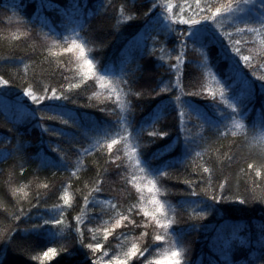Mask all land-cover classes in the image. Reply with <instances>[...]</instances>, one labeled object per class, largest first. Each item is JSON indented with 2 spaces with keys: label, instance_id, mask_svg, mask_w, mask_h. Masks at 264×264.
Wrapping results in <instances>:
<instances>
[{
  "label": "trees",
  "instance_id": "16d2710c",
  "mask_svg": "<svg viewBox=\"0 0 264 264\" xmlns=\"http://www.w3.org/2000/svg\"><path fill=\"white\" fill-rule=\"evenodd\" d=\"M171 2L173 5H183L188 14L191 12L188 6L194 7V0ZM125 4L126 10L121 15L119 10ZM150 9V0H0V77L8 80L6 86H0V233L9 227L17 229L12 233L11 242L0 235V259L5 264H90L93 254L75 239V217L78 215L84 218L81 228L86 233L85 243L93 242L92 233L87 229L99 228L101 231L96 235L103 244L102 251L108 250L110 255L122 254L133 242L139 245L151 243L150 237L145 241L140 233L152 231L151 224L147 229L143 227L148 220L142 211L152 208V194L147 191L150 187L148 179L152 178L163 185L161 192L156 194L157 199L166 204L170 217H176L177 222L172 225V230L183 232L181 247L185 250L188 264H225L219 252L220 238L231 236L234 229L239 239L233 243L232 264H248L253 252L259 256L256 239L259 237V226L264 224V203L256 199L241 204L236 198L237 195L240 198L253 194L259 196L264 192V156L260 155L264 147V140L261 139L264 128L260 127L264 113V89L260 88V84L264 82L257 79L264 75V60L258 54L259 38L253 35L243 37L255 41L245 47L253 49L252 64L256 71L253 74V68L245 67L241 61L240 79L243 82L239 84L229 78L231 69H225L228 62L222 57L220 43H210L208 47L199 49V45L194 48L189 42L184 63L180 66L184 91L198 92L200 95L182 97L194 109H186L189 115L185 123L195 141L190 146L191 155L186 157L185 133L180 131L178 111L175 107L165 109L160 104L178 94L175 89L160 92V88L164 86L161 81H175L170 65L176 64L179 41L175 34L165 35L160 30L156 24V10ZM173 10L178 11L177 8ZM145 13L148 15L145 16ZM129 14L135 19L128 21ZM17 20L22 23L17 24ZM176 27L183 30L188 26ZM73 29L80 32L82 37L88 36L94 40L87 45L85 53L97 67L107 69L116 80L126 72L128 75L124 78L134 81L131 95L125 97L124 92L120 93L123 115L131 121L128 131L133 135L129 139V146L123 142L114 145L113 155L120 156L115 163L111 161L106 147L97 146L100 137L95 130L113 128L117 116L121 114V107L115 103V95L109 100L107 93L93 80H83V61L78 51H64L63 37L72 38ZM214 31H217V40L227 45V34L234 32V29L225 27ZM238 38L234 36V39ZM161 47L168 51L164 60L159 58ZM153 48L156 50L154 53ZM251 83H255L256 87L254 94L249 96L247 85ZM76 84L80 87L69 89L70 85ZM28 86L38 94L48 89L49 95L51 89L56 88L58 92H65L70 99L55 102L45 100L37 106L23 95ZM221 86H224L230 102L240 103L241 114L235 115V119L246 125L247 138L243 131H237L236 136L231 135V131L235 130L232 121L224 119L222 115L230 114L231 109L221 100ZM233 89H236L235 93ZM211 93H215V100ZM235 97H239V100ZM53 103L64 104V111L71 114L75 123L70 120L69 124H62L55 112L32 115L33 109ZM41 115L54 118L40 120ZM64 118L67 119V115ZM153 123L155 130L168 132L169 135L149 137L147 132L153 130ZM214 125H219L221 134L217 133ZM141 127L146 130L137 141L135 130ZM44 128L50 131L45 132ZM60 132L63 135H59ZM177 135L180 136V143L154 159L153 154L175 141ZM130 145H137L141 161L150 162L149 171L172 163L174 166L167 169L169 177L140 173L134 160L129 159L132 155ZM90 147V155L82 154L83 149ZM195 152H201V156L195 157ZM250 163L255 171L261 173L259 177L253 169L248 168ZM118 164L121 167H117ZM202 167L212 169L210 181L209 174L202 173ZM104 169L107 174L102 177L103 191L96 194V199H111L121 214H128V209L135 206L130 218L141 225L134 230L122 225L108 237V242L103 241L102 229L111 227L115 214L105 206L106 211L101 219L100 207L93 208V204H89L87 210L97 216L96 220L89 222L84 217L83 200V196L93 187L97 174ZM73 172L76 174L73 175ZM133 174L137 177L134 183L140 185L139 192L134 183L127 182ZM185 180L194 183L190 187ZM225 181L231 189L225 193L228 199L216 203L214 210L204 215L203 219H191L192 209L196 207L193 202L213 203L206 195L192 196L193 189L197 193H201L202 189L219 193L218 185ZM43 184L49 187L45 189ZM21 187L27 196L16 191ZM65 191L72 198V206L64 211V224L44 225L40 217L47 218L53 205L63 204L60 196ZM37 194L40 195L39 201L35 199ZM21 208L28 216H22L18 221L6 219ZM173 208L176 209L175 213ZM33 224L42 227L36 232L23 231ZM49 230L70 238L50 240ZM120 233H126L127 239ZM49 247L57 250V255L51 259L42 255ZM166 250L167 245L161 244L151 250L150 256H146L153 261H164ZM34 256L39 259H33ZM131 264H141V261L133 258Z\"/></svg>",
  "mask_w": 264,
  "mask_h": 264
},
{
  "label": "snow or ice",
  "instance_id": "6c2138e0",
  "mask_svg": "<svg viewBox=\"0 0 264 264\" xmlns=\"http://www.w3.org/2000/svg\"><path fill=\"white\" fill-rule=\"evenodd\" d=\"M151 9L156 10V24L159 26L160 30L165 33V35L175 34V38L179 41L178 44V54L175 56L176 64L170 65V69L174 71L175 81H169L168 83H164L161 81L164 86L160 88V92H171L175 89L178 94H176L173 98L168 99L166 101H161L160 104L165 108L175 107L178 111L179 116V124L180 131L184 132L183 142L185 145V156H190L192 153L191 144L195 141L192 139L191 129L187 128L185 123L186 117L189 115L187 110L194 111L192 104L188 101L182 99L184 96H195L200 95L198 92H185L184 84L182 79V73L180 66L184 63V57L186 55L187 49L189 47V42L195 48L196 45H199V49H204L208 47L210 43H220L221 48L223 49L222 57L228 62L225 64V69H231L229 73V78L234 83L243 82L240 77L242 75L240 69V62L243 61L244 66L248 68H253V49L246 48L245 45L252 43L255 41H248L243 39V37L247 35H253L259 38L260 45V55L261 60H264V0H227V2H220V0H194V7L189 5L188 8L191 9L190 14H188L186 8L183 5H173L171 0H150ZM177 8L178 11H174L173 9ZM126 10V4L122 5L120 8V14ZM148 13H145L147 16ZM131 14L127 16L128 21L134 20ZM22 22L17 20V24H21ZM177 25H187L188 27L179 30ZM243 25V26H241ZM225 27L234 29V32H229L227 34L228 44L225 45L223 41L217 40V31L224 29ZM74 35L72 38L68 36L63 37L64 43V51L65 52H79V57L83 61V80H93L96 85L103 89L107 93V99L111 100L113 95H115V103L121 107V114L117 116V120L115 122V126L113 128H97L96 135L100 137L97 140V146L106 147L107 152L110 155L111 161L115 163L116 160L120 159L119 155H113V147L114 145L124 143L126 146H129V139L132 137L133 133L128 131V128L131 125V121L128 120L124 115V108L121 104L120 93L124 92L125 97H128L132 94V88L134 86V81H130L125 79L124 76H127L128 73L123 72V74L119 77L118 80L114 79L112 74L107 69H101L97 67L94 63L93 59L89 58L85 49L88 44L93 43L94 40L88 36H81L80 32H77L75 29L72 30ZM83 31V28H81ZM234 36L240 37L238 39H234ZM14 39H19L17 36H13ZM152 38L153 37H148ZM70 41V42H69ZM54 43H59V41H54ZM199 49H196L197 51ZM229 49L231 50L229 52ZM155 48H153V53L155 52ZM175 51V49H174ZM161 56L159 57L161 60H164L165 56L168 55V51L161 47L160 48ZM247 52L248 54H245ZM264 66V65H262ZM27 67V66H25ZM256 69L253 68V74H255ZM259 81L264 82V75H260L257 77ZM8 84V80L0 77V86H6ZM231 87V84L228 85ZM72 87H80L79 84L70 85L69 89ZM248 87V95L251 96L254 94V89L256 87L255 83H251L247 85ZM127 88L128 91H124ZM260 88L264 89V83L260 84ZM236 89H233L235 93ZM159 95V93H157ZM23 95L31 100V102L37 106L43 104L45 100L55 102V101H69L70 97L65 94V92H58L56 88L51 89V94H48V89L44 90L43 94H38L33 87L28 86L24 89ZM95 95V94H94ZM136 95H141L140 93H136ZM213 100H215V93H211ZM220 97L222 102L227 104V107L231 109L230 114H222L224 119H228L232 121L234 126V131H231L232 136L237 135V131L245 132V137L247 138V129L246 125L242 122L235 119V115H240V103H232L230 102L225 94L224 86H221L220 89ZM239 100V97H235ZM73 103L75 101H72ZM64 104H48L43 108L37 107L33 109L32 115L35 116L37 112H55L59 116L60 122L62 124H69V121L73 120L70 113H66L64 111ZM102 111L104 109H101ZM67 115V119L64 117ZM40 120L44 119H53V116H44L41 115ZM216 127L217 133H220L219 125H214ZM153 130L148 131L147 134L149 137L153 138H161L169 135L168 132H161L155 130L153 123ZM260 127L264 128V113H262ZM45 132L50 131L48 128L43 129ZM146 129L141 127L138 130H135V136L137 141L140 136ZM55 131V130H52ZM123 133V134H122ZM59 135H63V132L58 133ZM203 139V137H201ZM264 140V136L261 137ZM180 143V136L177 135L175 141L165 146L164 149L159 150L158 152L153 154V158H159L163 155L165 150H171L176 147ZM131 156L130 160H134V164L140 173H146L151 175L152 177H160L165 178L169 177L170 173L167 169L172 168L174 165L172 163L165 164L161 167H157L155 169H150V162H144L140 159V154L137 152V145H130ZM118 151V150H117ZM82 154L90 155L91 147L85 148L82 150ZM261 156H264V147L261 148ZM201 152H195V157H200ZM4 158H7V154L4 155ZM231 159V157H229ZM264 166V165H262ZM117 167H121V165H117ZM249 169H254L253 164H248ZM212 169L209 167H202V173L209 174V181L211 179ZM76 173L73 172V175ZM107 174V170L104 169L102 172L97 174V178L93 182V187L90 191L87 192L83 196L85 211L84 217H87L89 222H92L97 219V216L94 212H90L87 210V206L89 204H93V208L99 206L100 207V218L102 219L103 214H105L107 206V210L114 213L115 215L112 217L113 222L111 223V227H104L102 229L103 232V241L108 242V237L113 235L116 229L121 228L123 225L124 228L129 230H134L141 225L137 224L135 219H131L130 217L135 212V206H132L128 209V214H121L117 211V205L111 202V199L97 200L96 194L103 191V176ZM255 175L259 177L261 173L259 171H255ZM137 180L135 174L132 175L131 179H129L128 183H134ZM190 187L194 183L192 180H185ZM148 187L147 191L152 194L151 198V210H142L143 216L147 218L148 223L144 224L143 227L147 229L149 224H151L152 231H143L140 233L141 238H145V241L150 237L151 243L145 242L142 245L137 244L136 242L131 243V246L127 248L126 251H123L122 254L116 253L114 255H110L108 250H103V244L99 241L96 233L101 231L99 228H88L87 232L92 233V241L85 243L87 239L85 231L82 230L81 225L84 224V218L82 216H76V225H75V239L82 246L91 251L92 259L90 264H131L133 258L141 261V264H188V261L185 257V250L181 247L183 241V232L176 233L172 230V225L177 222L175 215L170 217L168 215V211L166 210V204L162 202L160 199H157L156 194L160 193L163 185L160 184V181L156 178L148 179ZM158 184L160 186L158 187ZM255 184V181H254ZM134 186L137 188V191H140V185L134 183ZM43 188L47 189L48 184H43ZM219 193L216 191L208 192L207 189H202L201 193H197L195 189L191 192L192 196L197 195H206L208 199L213 203L208 204L206 201H196V207L192 209L193 215L190 217L191 219H203L204 215H207L210 211L214 210L215 204L220 200H226L228 197L225 195L226 192L231 191L230 188L227 187V181L219 183L218 185ZM16 191L21 192L24 196H27V193L24 191V188L21 187L16 189ZM239 200V203L246 204L249 203L250 200L259 199L262 203H264V192H262L259 196L253 194L251 197L248 195H244L243 198L240 196H236ZM37 201L40 200V195L37 194L35 197ZM71 197L68 195L67 191H65L61 196L60 200L63 201V204H55L53 205L52 210H50L47 218L40 217L43 220L44 225H63L64 224V211L66 208H70L71 205ZM143 199V197H142ZM35 207V205H33ZM191 207V204H189ZM173 213H175L176 209H172ZM22 216H28V214L24 211L23 208L19 209L18 212L13 213L10 217H6V219H11L12 221H18ZM30 218V217H29ZM42 225L33 224L30 228H25L23 231L25 233L28 232H36L40 230ZM195 228V225L192 226ZM15 227H9L5 229L0 235H3V238L8 242H11L13 239L12 233L16 231ZM121 236H124L127 239L126 233H120ZM70 238V237H61L60 233L57 231L49 230L48 238L50 240H55L57 238ZM119 238V237H117ZM222 243L219 246V252L224 260L225 264H232L230 259L233 243L235 240L239 239L236 234V230L234 229L231 236L220 238ZM160 242V243H157ZM243 243V241H241ZM248 243H251L249 241ZM161 244L167 245L165 260H155L148 258L150 256L151 250L154 247H160ZM256 245H258L257 251L259 252V256H256V253L253 252L252 259L248 260V264H264V224L259 226V237L256 239ZM66 250V249H65ZM72 253H69L71 255ZM148 254V256H146ZM2 255V253H0ZM43 257L47 259H51L53 256L57 255V250L55 248L49 247L47 251L43 252ZM33 259H39L38 256L32 257ZM141 258H144L141 260ZM0 264H5L3 259H0ZM71 264V262H69Z\"/></svg>",
  "mask_w": 264,
  "mask_h": 264
}]
</instances>
